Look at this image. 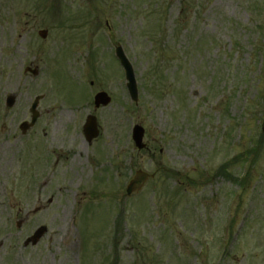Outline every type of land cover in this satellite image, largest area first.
<instances>
[{"label":"rangeland","instance_id":"rangeland-1","mask_svg":"<svg viewBox=\"0 0 264 264\" xmlns=\"http://www.w3.org/2000/svg\"><path fill=\"white\" fill-rule=\"evenodd\" d=\"M262 128L264 0H0V264H264ZM136 170L156 176L127 197Z\"/></svg>","mask_w":264,"mask_h":264},{"label":"water","instance_id":"water-1","mask_svg":"<svg viewBox=\"0 0 264 264\" xmlns=\"http://www.w3.org/2000/svg\"><path fill=\"white\" fill-rule=\"evenodd\" d=\"M46 35H47L46 31L39 32V36L43 39L46 37ZM117 56L119 57L121 64L123 65V67L126 71V78L129 81V84L127 85V87H128L130 96L132 99L135 100L136 99V88H135V82L133 79V74H132L131 68H130L128 62L126 61V59L124 58L120 49L117 50ZM33 73H35V72H33ZM37 102H38V99L35 100V102L33 103L32 107H31V113L33 114L31 124L30 125L23 124L21 126V129L23 132L27 128L32 126L35 122V119L37 117V113L35 112V108L37 107ZM109 103H110V98L107 96L106 93H103V92L98 93L94 97V105L96 108H98L99 106H107ZM13 104H14V98L9 97L7 99V106L11 107ZM83 130H84V134L86 136L87 141L90 142L92 139L96 138L98 136L96 119L92 116L87 117L85 125L83 127ZM142 138H143V129L140 128L139 126H136L133 129V141L135 143V146L139 150H141L145 147V145L142 144ZM153 177H154V175H148L142 171H137L135 173L133 179L127 185V188H126L127 195H131L132 193L138 192L141 189V187L143 186V184L147 181V179L153 178ZM44 233H45V229L40 228L38 231H36V233L29 240H27L26 245L29 242H31L32 245L37 244V242L43 236Z\"/></svg>","mask_w":264,"mask_h":264}]
</instances>
